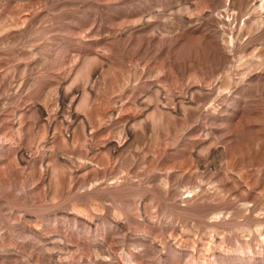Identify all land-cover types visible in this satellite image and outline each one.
<instances>
[{
    "label": "rangeland",
    "instance_id": "rangeland-1",
    "mask_svg": "<svg viewBox=\"0 0 264 264\" xmlns=\"http://www.w3.org/2000/svg\"><path fill=\"white\" fill-rule=\"evenodd\" d=\"M0 264H264V0H0Z\"/></svg>",
    "mask_w": 264,
    "mask_h": 264
}]
</instances>
